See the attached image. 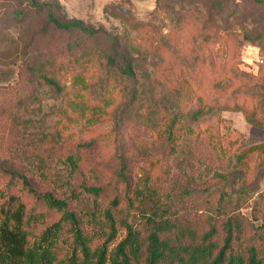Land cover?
<instances>
[{
  "label": "rangeland",
  "instance_id": "obj_1",
  "mask_svg": "<svg viewBox=\"0 0 264 264\" xmlns=\"http://www.w3.org/2000/svg\"><path fill=\"white\" fill-rule=\"evenodd\" d=\"M30 1L55 4L61 21H81L118 40L120 57L111 65L101 49L68 50L65 34L52 29L41 34L47 21L32 12L28 0H0V87L11 91L25 85L30 78L26 66L40 58L50 60L44 71L59 85V89L44 87L37 99L14 111L11 120L0 121V167L39 178L41 168L23 152L35 151L34 145L48 148L43 156L42 171L48 175L44 184L62 193L71 177L66 156L80 143L104 133L108 134L104 143L111 144L113 133L120 129L116 121H126L122 129L126 140L135 136L137 123L152 145L155 131L140 117L158 78L171 83L164 93L177 89L168 104L181 116L186 130L180 144L193 148L198 140L213 135V144L221 147L224 165L206 168L196 178L197 184L210 181L211 185L217 176L236 172L235 156L259 148L260 156L253 159L255 169L243 175L245 179L233 187L219 209L250 217L251 209L241 208L257 202L264 212V4L255 7L254 0ZM133 21L138 29L132 27ZM121 55L132 63L130 77L120 73ZM211 103L243 110L217 109L190 125L186 116ZM246 113L262 125L250 124ZM249 183L257 190L248 186L252 189L245 194ZM166 203L173 209L179 206L177 198ZM77 209L91 212L90 198L84 196ZM131 221L139 231L144 229L136 213Z\"/></svg>",
  "mask_w": 264,
  "mask_h": 264
},
{
  "label": "trees",
  "instance_id": "obj_2",
  "mask_svg": "<svg viewBox=\"0 0 264 264\" xmlns=\"http://www.w3.org/2000/svg\"><path fill=\"white\" fill-rule=\"evenodd\" d=\"M28 1L32 12L47 21L42 35L49 29L65 34L66 49H101L116 65L118 40L81 21H61L55 4ZM254 4L260 6L264 0ZM132 27L138 29V22L133 21ZM43 59L26 66L30 78L25 85L11 91L0 87V121L11 120L14 111L37 99L44 87L59 89L54 76L44 71L50 60ZM121 59L120 73L132 76V63L122 55ZM162 82L154 81L152 98L140 117L155 131L152 145L137 123L135 136L126 140V121H116L120 129L113 133L111 144L104 143L108 135L104 133L80 143L66 156L71 177L64 192L44 184L48 175L42 171L43 156L48 148L34 145L37 153L23 152L41 168L39 178L0 167V264H264V212L257 202L241 208L251 209L250 217L219 209L243 175L255 169L259 148L235 156L236 172L217 176L211 185L210 181L197 184L206 168L224 165L221 147L213 144V135L198 140L193 148L180 144L186 130L168 104L177 89L166 94L171 83ZM222 108L243 110L231 104H201L186 117L190 125L197 124ZM246 116L250 124L262 125L252 114ZM245 186V194L257 190L253 183ZM84 196L92 201L91 212L77 209ZM171 198L179 202L176 209L166 203ZM134 213L145 223L142 231L132 225Z\"/></svg>",
  "mask_w": 264,
  "mask_h": 264
}]
</instances>
